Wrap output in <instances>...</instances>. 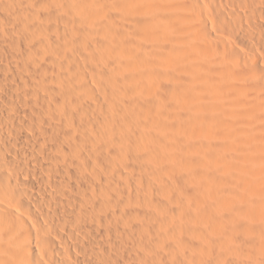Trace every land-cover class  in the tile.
Wrapping results in <instances>:
<instances>
[{
  "label": "bare ground",
  "instance_id": "obj_1",
  "mask_svg": "<svg viewBox=\"0 0 264 264\" xmlns=\"http://www.w3.org/2000/svg\"><path fill=\"white\" fill-rule=\"evenodd\" d=\"M0 264H264V0H0Z\"/></svg>",
  "mask_w": 264,
  "mask_h": 264
}]
</instances>
